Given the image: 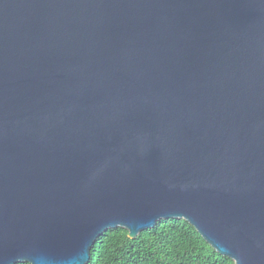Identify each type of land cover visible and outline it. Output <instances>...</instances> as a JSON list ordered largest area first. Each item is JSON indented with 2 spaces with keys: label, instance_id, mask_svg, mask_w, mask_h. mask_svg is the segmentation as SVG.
<instances>
[{
  "label": "water",
  "instance_id": "obj_1",
  "mask_svg": "<svg viewBox=\"0 0 264 264\" xmlns=\"http://www.w3.org/2000/svg\"><path fill=\"white\" fill-rule=\"evenodd\" d=\"M168 218L264 264V0H0V264Z\"/></svg>",
  "mask_w": 264,
  "mask_h": 264
},
{
  "label": "trees",
  "instance_id": "obj_2",
  "mask_svg": "<svg viewBox=\"0 0 264 264\" xmlns=\"http://www.w3.org/2000/svg\"><path fill=\"white\" fill-rule=\"evenodd\" d=\"M88 264H234V261L213 248L189 221L168 218L136 238H131L122 227L106 230L93 245Z\"/></svg>",
  "mask_w": 264,
  "mask_h": 264
}]
</instances>
